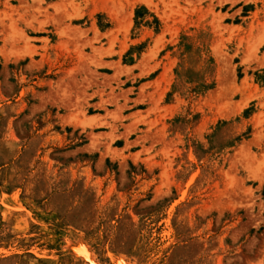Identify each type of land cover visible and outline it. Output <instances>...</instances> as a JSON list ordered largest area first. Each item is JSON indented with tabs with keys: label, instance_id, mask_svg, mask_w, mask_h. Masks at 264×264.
<instances>
[{
	"label": "rangeland",
	"instance_id": "1",
	"mask_svg": "<svg viewBox=\"0 0 264 264\" xmlns=\"http://www.w3.org/2000/svg\"><path fill=\"white\" fill-rule=\"evenodd\" d=\"M0 264H264V0H0Z\"/></svg>",
	"mask_w": 264,
	"mask_h": 264
}]
</instances>
